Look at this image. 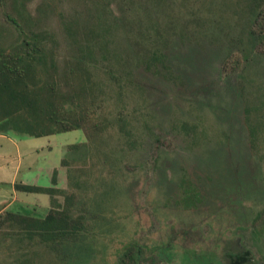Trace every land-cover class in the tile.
<instances>
[{
	"label": "rangeland",
	"instance_id": "374dc122",
	"mask_svg": "<svg viewBox=\"0 0 264 264\" xmlns=\"http://www.w3.org/2000/svg\"><path fill=\"white\" fill-rule=\"evenodd\" d=\"M2 3L0 36L10 41L4 11L16 4ZM21 10L57 44L61 94L91 87L82 100L93 112L87 130L0 129V201L14 183L51 187L53 176L33 181L38 167L61 168L68 146L87 143L89 158L71 161L75 187L66 168L57 185L89 209L101 205L92 264H264V0H164L150 14L127 11L126 27L90 0H26ZM91 36L96 66L70 80L71 45ZM146 45L162 63H143ZM49 202L19 193L11 211L43 217ZM5 244L0 264H58Z\"/></svg>",
	"mask_w": 264,
	"mask_h": 264
},
{
	"label": "trees",
	"instance_id": "16d2710c",
	"mask_svg": "<svg viewBox=\"0 0 264 264\" xmlns=\"http://www.w3.org/2000/svg\"><path fill=\"white\" fill-rule=\"evenodd\" d=\"M163 1L148 0V4L144 6L141 0H90L93 6L101 5L105 10L103 13L111 14L121 27L127 26L124 21L128 16L127 11L137 12L138 8H144L149 12L151 5H159ZM25 3L26 0H14L16 6L13 13L6 9L4 11L6 23L16 31L17 36L10 41H5L0 36V129L14 130L33 137L87 130L93 111L82 97L87 93L91 94L93 89L82 86L72 96L61 94L57 78V44L49 40L45 33L34 30L37 19L34 21L25 16L21 10ZM0 4L3 5L2 0ZM256 12L255 24L259 23L263 16ZM75 23L78 24L77 21ZM155 24L157 36H160V25ZM74 40L71 45V49L75 51L71 61L73 66L67 69L70 80L81 73L89 75L90 69L96 66L91 64V57L98 48V40L95 37L86 43ZM145 48L143 63L147 67L151 65L150 62H153V65L162 63L163 57L156 48H148L147 45ZM111 77L117 79L113 73ZM92 128L89 137L93 140L101 129L95 124ZM91 148L87 143L68 146L62 167L67 169L72 187H75L77 181L74 180L75 173L71 161L87 160ZM57 184L58 173L55 171L51 187L22 183L14 185L17 192L48 195L52 207L43 217L12 211L0 213V245H6L9 240L25 244L31 255H24V258L29 256L51 261L55 259L58 264H92L91 260L96 253L87 240L90 238L89 227L101 219L96 212L101 205L97 202L96 206L89 209L84 202L77 200L74 193L58 188ZM59 196L64 198L63 203L58 200ZM123 258L122 256V261L125 260ZM129 259L134 263L135 258L130 256ZM124 264H127L126 261Z\"/></svg>",
	"mask_w": 264,
	"mask_h": 264
},
{
	"label": "crops",
	"instance_id": "0c3cea01",
	"mask_svg": "<svg viewBox=\"0 0 264 264\" xmlns=\"http://www.w3.org/2000/svg\"><path fill=\"white\" fill-rule=\"evenodd\" d=\"M61 168H55V167H53V166H44V167H38V173H37V175H35L32 179H33V181H34V179H36V177L38 178L39 177V174H41V175H46V176H48V177H52L53 176V174H54V172L55 171H58V182H59V178H61V176L63 175V172H65V171H63L62 170V168H64V167H62V166H60ZM65 169V168H64ZM66 170V169H65ZM64 178H65V174H64V176H63ZM27 182V183H26ZM26 182H21L22 184H27V185H37V186H40V185H38V184H36L35 182H31L30 184H29V182H28V180H26ZM16 183H14L13 184V191H14V196H13V198L11 199V200H2V201H0V213H3V212H5V211H11V207H12V205L14 204L13 202H14V200H15V198H17L18 197V194L19 193H21V192H17L15 189H14V185H15ZM43 187V186H42ZM49 187V186H48ZM50 198V197H49ZM17 200V199H16ZM43 200V199H42ZM44 201H45V199H44ZM50 202H51V199H50ZM49 202V203H50Z\"/></svg>",
	"mask_w": 264,
	"mask_h": 264
}]
</instances>
